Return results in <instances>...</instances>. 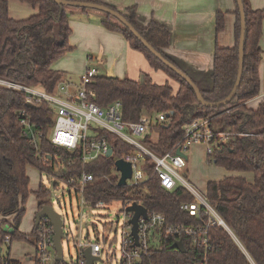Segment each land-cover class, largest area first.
Here are the masks:
<instances>
[{"label": "trees", "instance_id": "16d2710c", "mask_svg": "<svg viewBox=\"0 0 264 264\" xmlns=\"http://www.w3.org/2000/svg\"><path fill=\"white\" fill-rule=\"evenodd\" d=\"M19 1L37 6L38 11L26 19L14 20L8 15L7 0H0V79L52 93L57 83L65 79V74L52 69V65L73 50L68 43L71 29L67 13L72 8L48 0ZM75 1H93L120 12L156 51L169 60L163 53L170 36L164 25L151 20L145 28H139L135 7L119 11L96 0ZM242 3L245 13L243 69L236 94L225 106L211 108L199 105L185 80L163 65L128 29L106 14L100 21L102 27L122 34L129 46L140 52L153 69L166 73L179 87L174 94L168 84L153 83L146 75L140 83L97 74L91 85L96 92L95 103L99 106L116 101L121 103L124 122H137L143 113L152 118V113L156 117L159 113H171L169 122H154L143 139L144 145L156 155L174 153L176 145L183 141L182 127L195 119L209 118L213 132L229 134L227 142L213 146L212 154L206 156L207 162L230 172H250L253 180L248 182L243 177L226 176L207 182L204 197L232 233L231 236L221 226L211 228L210 237L215 249L206 256L208 264H249L244 251L255 264H264V100L256 109L245 104L260 91L262 51L259 43L263 35L264 9H252L248 0H242ZM223 28V14L217 13L216 32ZM239 29L236 8L235 43L232 48L216 47L214 50L213 86L209 91H201L207 102L223 100L234 85ZM21 109L27 111L35 128L43 134L38 149L30 145L21 133L17 115ZM52 117L53 112L47 105L26 107L22 92L0 86V217L3 218L1 224L8 223L12 228L11 232L0 229V264H16L9 260L12 242L26 241L32 246L37 245V227L29 234L18 229L24 212L20 204L26 203L29 197L27 167L63 182L71 177L78 178L82 170L97 174L83 190L85 200L92 204L97 201H138L148 210L162 214L170 226L198 225L206 221L207 216L202 212L194 216L180 209L182 204L195 202L194 196L181 186L167 191L161 187L157 177L133 188L117 186L116 176H113L114 158L122 157L132 148L112 134L101 133L112 144L114 157L100 156L85 165L81 161L80 148L69 151L51 144L46 135L53 124ZM246 132L253 136L239 137ZM34 196L38 210L50 204L49 192L42 185ZM10 216L12 222L7 221ZM185 245L186 251L178 253L171 243L162 245L144 259L143 264H192L193 256L201 251L192 249L188 240H185Z\"/></svg>", "mask_w": 264, "mask_h": 264}, {"label": "built area", "instance_id": "2783aa9c", "mask_svg": "<svg viewBox=\"0 0 264 264\" xmlns=\"http://www.w3.org/2000/svg\"><path fill=\"white\" fill-rule=\"evenodd\" d=\"M97 74L94 68H86L80 75L78 82L68 79L59 81L52 93L4 79H0V86L22 92L25 95L26 103L47 105L53 112V124L49 128L51 131H47L46 138L51 144L69 151L80 148L83 165L100 156H106L108 150L112 151L110 157H114L112 144L101 133L112 134L132 148L122 157L114 158V163L121 159L131 165V176L126 180L124 187L133 188L147 182L152 177H157L161 187L167 191L181 186L194 196L195 202L182 204L180 209L194 216L202 212L207 216V219L198 225L170 226L166 224L162 214L148 210L138 201L118 200L110 203L105 201L89 203L83 196V190L88 183L94 181L97 174L82 170L78 178L71 177L66 182H61L78 194L80 210L82 207L103 209L113 202L120 204L123 213L120 256L116 259L113 251L109 253L112 241L108 242L107 238L94 241L86 239L84 242L76 244L74 257H70L68 262H64L62 253V261L57 264H87L84 256L86 249L89 250V255L93 258L91 264H143L144 259L149 258L155 250L167 243H171L172 246L179 244L182 251L176 247L173 250L177 253L185 252V240L189 241V246L192 249L201 251L193 256L192 264H208L206 256L215 249L210 237L211 228L221 226L231 236L232 233L207 203L204 193L195 190L186 177L179 174L178 170H186V153L193 145H203L206 156L211 155L213 146L217 143L227 142L230 138L229 134L213 132L209 125V118L195 119L182 127L183 141L176 145L174 153L156 155L144 145L143 139L149 134L150 126L154 122H169L171 113H159L155 121L148 113H143L137 122H124L121 118L120 102H112L104 107L95 103L96 92L91 85ZM17 115L22 135L29 141L30 145L38 149L43 134L35 128L25 109L19 110ZM252 136L253 134L250 132L239 135V137ZM176 151H180L181 155L176 154ZM113 176H116V183H118L120 173L116 169ZM104 178L108 180L105 176ZM133 203L146 209V216L140 215L137 218L136 237L132 234L133 225L130 223L134 212L126 210ZM36 227L37 245L34 246V264H51L55 256L53 229L46 218L40 219ZM235 241L244 251L239 242L236 239ZM101 242L106 244V251L102 248ZM244 253L249 264H255L245 251Z\"/></svg>", "mask_w": 264, "mask_h": 264}, {"label": "crops", "instance_id": "0c3cea01", "mask_svg": "<svg viewBox=\"0 0 264 264\" xmlns=\"http://www.w3.org/2000/svg\"><path fill=\"white\" fill-rule=\"evenodd\" d=\"M96 1L111 5L119 11L135 7L136 24L139 28H145L151 20L164 25L170 36L168 46L163 49V53L194 81L200 91L211 90L215 48H232L235 43L234 28L237 8L235 0ZM248 1L252 9H264V0ZM7 4L8 15L14 20L26 19L38 11L37 6L19 0H7ZM67 13L69 14L71 29L70 45L73 50L63 55L67 57L70 53L69 57L66 58H70V68L63 67L66 70L70 69V71L60 70L65 74V79L74 81L73 79L82 74L86 68H94L98 74L119 79L128 78L133 81H139L141 76L146 75L153 83L160 85L166 83L172 88L174 94L177 92L178 83L163 71L153 69L140 52L129 46L122 34L102 27L100 21L103 19V14L95 11L82 12L77 9H70ZM217 13H222L224 19V28L220 32H216ZM259 46L262 51L259 65L260 91L258 96L245 103L250 109H256L264 100V23ZM75 52H77L78 62L74 58ZM72 61H74V66L71 65ZM56 63L52 65V69L59 71L55 67ZM76 64L78 67L75 66ZM193 147L196 150L197 147L202 148L205 154L203 145L196 144ZM204 156L205 162H207L206 154ZM188 159L187 156V164ZM187 167L186 172L189 173ZM226 172L228 174V171ZM229 176L243 177L248 182L253 180L250 172H232V175ZM208 181L203 185V193L206 191ZM36 211H38V205ZM2 219L0 217V225ZM7 221L11 220L7 219ZM20 225L19 231L29 234L35 227V218L31 228ZM14 242H17L20 247L14 251L13 257H9L10 262L34 264V246L26 241Z\"/></svg>", "mask_w": 264, "mask_h": 264}, {"label": "rangeland", "instance_id": "374dc122", "mask_svg": "<svg viewBox=\"0 0 264 264\" xmlns=\"http://www.w3.org/2000/svg\"><path fill=\"white\" fill-rule=\"evenodd\" d=\"M68 43L70 45V37ZM69 55L70 53L67 57L62 56L56 61V69L59 71H70V69L66 70L63 68H70V58L66 59ZM74 55L75 60L78 62L77 52H75ZM71 65L74 66V61H72ZM75 66L78 67V64ZM71 70H73V68H71ZM80 75L74 78L73 82H78ZM152 116L155 119L156 114L152 113ZM50 131L51 129L48 130V132ZM197 148L196 150V148L192 146L186 153L189 158L187 164L189 173H187L186 170H178V172L183 177H186L187 181L195 190L199 193H203V185L207 180H218L224 176L232 175V172L228 171V174H226V170L205 162V154L202 148ZM27 175L29 177V197L26 203L20 204V209L24 210L19 223L21 227L33 226L35 212H37V202L34 192L42 185L49 192L48 200L50 205L64 218V238L61 240L64 262H68L70 257H74L76 244L84 242L86 239L94 241L96 239L103 240V238H107L108 242L112 241L109 253L113 251L115 258H119L123 213L121 212L118 202L106 205L103 209L82 207L80 210L81 205L78 194L60 180L54 177H48L45 173H40L37 169L32 167H27ZM7 219H10L12 222L11 216ZM0 229L9 232L12 231L8 223L1 224ZM101 246L104 251L107 250L105 243L101 242ZM19 247L17 242H12L9 257H13L15 254L14 251Z\"/></svg>", "mask_w": 264, "mask_h": 264}, {"label": "water", "instance_id": "95a60500", "mask_svg": "<svg viewBox=\"0 0 264 264\" xmlns=\"http://www.w3.org/2000/svg\"><path fill=\"white\" fill-rule=\"evenodd\" d=\"M50 2L56 3L61 6H65L67 8L72 9H87L89 11H95L99 12L101 14H106L111 16L113 19H115L117 22H119L122 26H124L126 29H128L140 42L141 44L153 55L155 56L163 65H165L168 69L176 73L179 77H181L183 80L187 82V84L191 87V89L194 92L195 98L199 105L203 107H222L228 104L235 96L236 91L239 87L240 81H241V75H242V69H243V50H244V40H245V13H244V7L242 0H235L236 6L239 12V41H238V67H237V75L234 82V85L229 92V94L221 101L218 102H207L203 99L201 95V91L198 89L194 81L180 68H178L175 64H173L171 61L166 59L162 54H160L158 51H156L137 31L136 29L124 18V16L104 5L99 4L93 1H75V0H48ZM144 80V76L140 77L139 82L142 83ZM31 103H26V107H33ZM112 151L108 150L106 153V157H110ZM176 154L181 155L180 151H176ZM116 171L120 173V178L118 180L117 185L119 187H124L126 185V180L130 178L131 176V165L121 159L116 160L114 163ZM127 211L134 212L133 217L130 220V223L133 225L132 228V234L136 237L135 231H136V222L138 216H146V209L138 205L136 203H133L129 207L126 208ZM46 218L49 222V225L53 229V243H54V251L55 256L51 262V264H57L58 262L62 261V245L61 240L64 237L63 235V222L64 218L62 215H60L58 212H56L53 207L50 204L43 205L35 214V227L38 225L40 219ZM178 248L180 251H182V248L179 244L172 246V248ZM84 256L86 258L87 264H91L93 258L89 255V250L86 249L84 251Z\"/></svg>", "mask_w": 264, "mask_h": 264}]
</instances>
